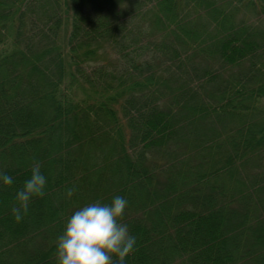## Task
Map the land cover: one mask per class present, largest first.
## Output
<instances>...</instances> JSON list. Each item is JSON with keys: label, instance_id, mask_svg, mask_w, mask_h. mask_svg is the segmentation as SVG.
Instances as JSON below:
<instances>
[{"label": "trees", "instance_id": "1", "mask_svg": "<svg viewBox=\"0 0 264 264\" xmlns=\"http://www.w3.org/2000/svg\"><path fill=\"white\" fill-rule=\"evenodd\" d=\"M261 15L264 0H0V264H58L68 218L116 196L125 264H264ZM36 163L45 195L16 222Z\"/></svg>", "mask_w": 264, "mask_h": 264}, {"label": "clouds", "instance_id": "2", "mask_svg": "<svg viewBox=\"0 0 264 264\" xmlns=\"http://www.w3.org/2000/svg\"><path fill=\"white\" fill-rule=\"evenodd\" d=\"M0 181L12 185L13 178L0 174ZM46 183L39 163L34 164L31 177L16 194L19 206L12 209L16 222L27 213L33 196L45 195ZM73 192L74 189H69L67 195L71 197ZM127 204L125 198L116 196L110 204L96 201L76 210L56 241L58 264H125V258L134 252L136 245L127 225L120 222Z\"/></svg>", "mask_w": 264, "mask_h": 264}, {"label": "rangeland", "instance_id": "3", "mask_svg": "<svg viewBox=\"0 0 264 264\" xmlns=\"http://www.w3.org/2000/svg\"><path fill=\"white\" fill-rule=\"evenodd\" d=\"M261 16H262V17H260V19H261V20H264V19H263V15H261ZM253 19H254V21H258V20H259V17L256 16V17H254ZM258 23H259V22H258Z\"/></svg>", "mask_w": 264, "mask_h": 264}]
</instances>
